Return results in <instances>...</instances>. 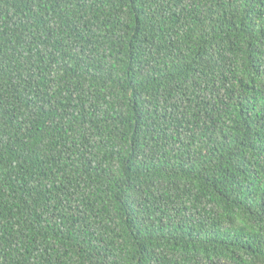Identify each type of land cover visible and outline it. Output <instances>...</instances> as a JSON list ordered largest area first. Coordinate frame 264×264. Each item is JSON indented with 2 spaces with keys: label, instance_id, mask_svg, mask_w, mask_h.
Returning <instances> with one entry per match:
<instances>
[{
  "label": "trees",
  "instance_id": "1",
  "mask_svg": "<svg viewBox=\"0 0 264 264\" xmlns=\"http://www.w3.org/2000/svg\"><path fill=\"white\" fill-rule=\"evenodd\" d=\"M0 264H264V0H0Z\"/></svg>",
  "mask_w": 264,
  "mask_h": 264
}]
</instances>
